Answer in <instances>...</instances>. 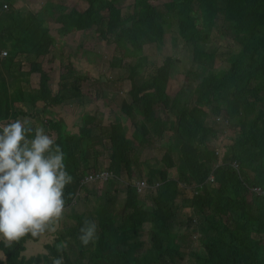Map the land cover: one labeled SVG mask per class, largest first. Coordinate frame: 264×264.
<instances>
[{
  "label": "trees",
  "instance_id": "trees-1",
  "mask_svg": "<svg viewBox=\"0 0 264 264\" xmlns=\"http://www.w3.org/2000/svg\"><path fill=\"white\" fill-rule=\"evenodd\" d=\"M79 1L86 7L82 12L66 10L52 1L54 9L44 10L43 14L61 25L58 30L61 35L86 31L96 25L103 41L114 46V53L121 58H134L127 74L130 101L122 102L119 107L127 122L124 125L120 117L111 113L108 127L101 128V132L105 131L108 153V165L104 169L113 176L103 183L98 195H93L95 200L88 214L72 212L68 216L73 224L62 228L53 245H44L45 254L29 258L22 255L26 242L35 243L39 238L25 237L12 247H5L0 240V252L5 260H0V264H52V258L59 255L63 256L64 264H185V254L180 251L183 238L195 239L197 235L203 240V254L191 253L192 263L186 264H264L261 251L264 250V199L250 194L252 187L264 189V109L255 111L256 104L264 102V0H169L155 6L150 0H134L131 15L109 14L107 19L102 15L112 12L116 0ZM11 2L0 0V56L6 52L0 57V124L24 115L18 105L29 106L33 116L51 115L55 106L81 96L80 77L65 81L66 75H61L57 90L52 91L49 77L38 61L52 46L43 26L44 18L38 17L42 11L37 15L22 13ZM196 11L197 18L193 16ZM219 16L228 31L225 35L241 47L239 56L219 74L199 76L191 70L185 73L196 83L199 102L218 116L216 121L221 123L214 99L216 93L218 101L224 104L225 116L239 117L235 126H229L236 130L237 136L231 145L223 146L225 151L218 160L215 149L220 151L221 146L208 147L207 140H217L222 129L205 123L207 113L200 106L191 109L178 106L154 88L168 82L173 60L166 57L139 83L136 78L146 64L140 43L161 47L165 27H174L182 43L190 49L193 62L212 63L214 53L205 45ZM18 57L33 58L29 59L27 71L22 70ZM109 66L115 67L112 62ZM31 74L39 75L38 87L28 90L25 86ZM150 88L153 91H147ZM236 96L246 101H238ZM157 105L175 118L168 120V126L167 119L156 116ZM77 120L72 126L75 131L53 117L45 121L47 130L54 133V139L62 147L66 167L73 177L65 191L66 210H72L79 190L85 191V196L89 193L86 187H80V180L86 174L103 170L97 167L95 150L101 141L93 133V127H100V123L88 113L80 114ZM170 127L181 139L177 147L178 166L171 159L167 145L169 152L161 158L164 169H149L151 177L147 178V189L143 191L155 188L151 208L146 212L140 209L137 201L141 194L135 185L128 183L119 212L121 221L115 225L114 208L122 190L118 185L120 173L125 171L130 176L131 168L138 162V153L131 144L134 142L137 148L144 149L152 144L154 137L162 138ZM232 162L236 168L230 166ZM173 168L176 175L170 177L168 170ZM210 177L213 179L209 180ZM185 193L189 194L188 198ZM184 209L188 215L181 218ZM85 220H95L98 224V240L87 246L79 240ZM143 223L150 227V246L144 253L131 256L137 251L136 242L129 241L139 235ZM173 227H184V231L190 227V230L181 233ZM59 244L66 245L62 252L57 251Z\"/></svg>",
  "mask_w": 264,
  "mask_h": 264
},
{
  "label": "rangeland",
  "instance_id": "rangeland-1",
  "mask_svg": "<svg viewBox=\"0 0 264 264\" xmlns=\"http://www.w3.org/2000/svg\"><path fill=\"white\" fill-rule=\"evenodd\" d=\"M52 1H55L62 7H65L66 10L75 9L79 12H82L86 8L84 3L79 0H13L11 4L14 8L22 13L31 12L34 15H37L40 10L44 11L45 8H49L50 11L54 9L50 4ZM167 1L169 0H150V3L155 6ZM133 3L134 0H116L112 4V12L109 13L106 11L103 13L102 17L107 19L109 14L119 16H126L129 14L131 15V6ZM98 9L100 8H97V10ZM40 14L41 17L44 18V25H46V28L48 29V36L53 37L54 39V41H52V46L49 48L48 54L38 59L42 65V69L49 77L50 88L53 92L57 90L58 84L60 82L59 77L61 75H66L67 79L65 81H71L72 77H80L82 79V83L80 84L81 96L77 99L67 100L61 105L55 106L51 109V115L49 113H47V115H41L38 113L33 116L34 112L29 106L18 105L17 107H20L22 111H24V115L17 119L26 118L30 122V126L33 128L43 126L46 133L54 138V133L47 130L48 127L47 123L45 122L47 119L53 117L60 124L65 125L67 129L69 128L72 129V131H75L76 129H73L72 126L78 121L77 119L80 114L88 113V115H93L97 123H100V127H96V125L93 127V133L96 134V136L99 135V140L101 141L95 146V150L97 151L98 155L97 167L99 169H104L108 165V153L107 147H105L107 143L105 131H102L101 133V128L108 127L111 119V113L120 117V121L124 125L127 122V118L120 112L119 107L122 102L130 101L128 94L130 85L129 81L127 80V74L129 71V66L134 62V58H121L119 54L114 53L112 51L114 46L106 44V42L103 41L96 25L92 26L88 32L81 34L71 32L67 35H62L63 37H60V33L58 32L60 25L55 23L52 18H48L46 13ZM40 14L38 15L40 16ZM193 14V16L196 18L199 15L198 11L194 12ZM45 20L48 21L45 22ZM224 24L225 23H223L219 16L216 19L215 28L210 33V40L205 45L207 50L214 53V59L212 63L193 62L191 59L190 49L182 43V40L177 36L174 27L172 26V28L167 29L165 27L164 42L161 47H157L146 42L140 43L143 45V54L146 58V64L142 69L139 70L136 78L138 83L145 80L148 77L151 69H153V66L161 65L166 57H170L173 60V63L168 82L163 84L160 83L154 86V88L165 93V95L167 97L169 96V99L173 100L178 106L184 105L186 109H191L198 105V107L200 106V108L203 109L205 113H207L205 123L214 126L218 130L222 129V133L219 135L217 140H212L210 138L207 140L208 147H214L216 145H219L218 147L221 146L219 151L220 157L225 151L223 146L231 145L237 136L236 130L229 128V126L231 124L235 126L236 122L239 120V117L227 118L225 116L224 104L220 100L218 101V93H216L214 99H216L217 108L220 110L219 117L221 119V123L216 121L218 116L213 114L212 108L208 107L202 102H199L196 83L193 82L191 77L185 75V73L191 70L197 71L199 76H205L207 74H219L226 71L230 64L237 59L241 52V47L235 42L231 41L229 37L225 35V32L228 31L223 28ZM29 59L33 60L32 57L28 58L27 60L20 59V57L17 58V60L21 61L22 63L21 68L23 71L28 70ZM110 62L114 63V68L109 66ZM71 72H73V74L69 76V73ZM38 80V74H31L29 77V84L28 86H25L26 89H37ZM147 91L151 92L153 89L150 88ZM235 99L241 102L246 101L245 98L240 96H236ZM260 109H264V102L256 104L255 111ZM155 110L157 113L156 116L159 117V119L164 121L167 119V126L169 125L168 120L174 121L175 118L172 116V114L167 112L163 106L157 105L155 106ZM251 117L252 116L249 118ZM135 144L136 143L133 142L131 146L138 153L136 156L138 162L137 164L133 165V168H131L130 176L125 173V171H122L119 176V185L120 189L122 190L118 195L114 208L115 211L113 220L115 225H119L121 221L119 212L124 203V190L128 183L135 185L141 181L146 182L147 178L151 177L149 169L163 170L164 166L161 162V158L165 152H169V149V155L171 156V159L175 162L176 167L178 166L177 147L181 144V139L171 127L168 129V131H165L162 138L157 139L154 137L152 144H150L148 147H145L144 149L137 148ZM167 145H169V149H166ZM168 175L170 177H175L176 169L173 168L168 170ZM153 180L157 181L156 177H154ZM86 188L90 194L88 193V195L85 196V191L83 190L77 193L75 203L71 208L72 210H66V215L59 224L56 232L46 233L45 235L39 237L38 241L35 243L30 241L26 242L25 250L22 253L25 258L39 254H45L46 251L44 249V245H53L54 239L57 237L62 228L64 226L73 224V220L68 217L72 212L88 214L90 211V206L95 200L93 195H98L100 193L103 188V183H91L88 184ZM188 190L190 189L187 188V191ZM154 196L155 188H150V190H147L138 196L137 204L142 211L146 212L151 208L152 202L150 199ZM185 196L188 198L189 194L185 193ZM180 198H183V196L181 195ZM183 212L184 216H180L181 218H184L185 215H188L187 209H184ZM183 228L184 227H180V229L178 227H173V230H180L181 233H186L190 230V227L186 231H184L185 228ZM149 232V224L143 223L139 229V235L133 239H130L129 242H136L135 249L137 250L131 256H138L149 248ZM0 240L2 241V239ZM179 242L180 241H177V243ZM202 243L203 240L200 235H197L195 239L190 238L188 240V237L186 238V236L183 238L180 251L185 254V264L192 263L190 256L191 253L203 254L201 246ZM261 251L264 253L263 249ZM0 260H4V256L1 252Z\"/></svg>",
  "mask_w": 264,
  "mask_h": 264
},
{
  "label": "clouds",
  "instance_id": "clouds-1",
  "mask_svg": "<svg viewBox=\"0 0 264 264\" xmlns=\"http://www.w3.org/2000/svg\"><path fill=\"white\" fill-rule=\"evenodd\" d=\"M83 178L80 187L91 184H81ZM72 182L62 147L43 126L33 128L26 118L0 124V239L5 247L56 232L66 215L65 191ZM79 240L84 246L98 240L95 220L84 221ZM56 247L62 252L66 245ZM52 264H64L63 256L52 258Z\"/></svg>",
  "mask_w": 264,
  "mask_h": 264
},
{
  "label": "built area",
  "instance_id": "built-area-1",
  "mask_svg": "<svg viewBox=\"0 0 264 264\" xmlns=\"http://www.w3.org/2000/svg\"><path fill=\"white\" fill-rule=\"evenodd\" d=\"M3 8L4 9H7L6 5H3ZM5 55H6V52H1V57L5 56ZM215 150H216L215 151V154L217 156H219V150H217V149H215ZM230 166L232 168H236V164L234 162L231 163ZM112 176H113V174L110 171H106V170L98 171V172H95V173H91L89 175H86V177H84L83 180L81 181V184L92 183V182H104V181H106L107 179H109ZM212 179L213 178L210 177L209 180H212ZM135 186H136V191L139 194L140 193H143V191L145 189H147V184L144 181H141L139 183H136ZM250 194H253L255 196H261L264 199V189H261L259 187H252L250 189Z\"/></svg>",
  "mask_w": 264,
  "mask_h": 264
},
{
  "label": "crops",
  "instance_id": "crops-1",
  "mask_svg": "<svg viewBox=\"0 0 264 264\" xmlns=\"http://www.w3.org/2000/svg\"><path fill=\"white\" fill-rule=\"evenodd\" d=\"M44 10H46V11H50L49 8H48V9L45 8ZM41 11H42V12H41ZM40 12L43 13L44 11H43V10H40L38 13H40ZM40 16H41V14H40ZM40 16H38V17H40ZM48 18H49V17H48ZM47 21H48V20H45V22H47ZM59 25H60V24H59ZM43 26H44V28H46V25L43 24ZM60 26H61V25H60ZM60 26H59V27H60ZM46 29H47V28H46ZM47 30H48V29H47ZM84 32H88V30H86V31H79V32H75V31H74V33H76V34H81V33H84ZM68 34H69V33H68ZM66 35H67V34H66ZM60 37H63V36L60 34ZM51 39H52V41H54L53 37H51ZM104 42H105V41H104ZM106 44H107V43H106ZM112 51H113V48H112Z\"/></svg>",
  "mask_w": 264,
  "mask_h": 264
},
{
  "label": "bare ground",
  "instance_id": "bare-ground-1",
  "mask_svg": "<svg viewBox=\"0 0 264 264\" xmlns=\"http://www.w3.org/2000/svg\"><path fill=\"white\" fill-rule=\"evenodd\" d=\"M10 45V44H9ZM9 54V53H8ZM1 57V56H0ZM29 63V62H28ZM14 67V66H13ZM11 76V75H10ZM24 80V79H23ZM75 80V79H74ZM85 80V78H84ZM80 82V81H79ZM62 86V85H61ZM16 88V87H15ZM80 92V91H79ZM188 98V97H187ZM92 99V98H91ZM184 103V102H183ZM16 104V103H15ZM42 112V111H41ZM50 114V113H49ZM59 118V117H58ZM77 118V117H76ZM82 118V117H81ZM86 123V122H85ZM106 125V124H105ZM50 128V127H49ZM80 133V132H79ZM102 133V132H101ZM83 135V133H82ZM87 136V135H86ZM89 161V160H88ZM95 165V164H94ZM173 167V166H172ZM119 185V184H118ZM127 189V188H126ZM79 199V198H78ZM150 206V205H149ZM146 210V209H145ZM69 239V238H68ZM55 240V239H54ZM57 240V239H56ZM53 242V241H52ZM68 247V246H67ZM72 247V246H71ZM5 261V260H4Z\"/></svg>",
  "mask_w": 264,
  "mask_h": 264
}]
</instances>
